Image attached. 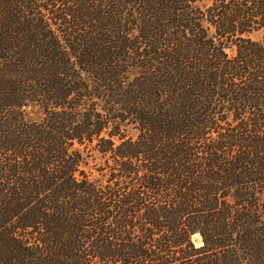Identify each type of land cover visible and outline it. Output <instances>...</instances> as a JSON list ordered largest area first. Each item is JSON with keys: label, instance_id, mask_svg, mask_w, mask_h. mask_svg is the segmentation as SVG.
I'll return each mask as SVG.
<instances>
[{"label": "trees", "instance_id": "obj_1", "mask_svg": "<svg viewBox=\"0 0 264 264\" xmlns=\"http://www.w3.org/2000/svg\"><path fill=\"white\" fill-rule=\"evenodd\" d=\"M0 264H264V0H0Z\"/></svg>", "mask_w": 264, "mask_h": 264}, {"label": "rangeland", "instance_id": "obj_2", "mask_svg": "<svg viewBox=\"0 0 264 264\" xmlns=\"http://www.w3.org/2000/svg\"><path fill=\"white\" fill-rule=\"evenodd\" d=\"M250 37L255 40H262L263 39V33L261 31H254L250 34ZM231 53V52H230ZM129 135H135V130H132L130 128L127 129ZM94 155L92 157H89V164L86 167V170L89 174L90 180H95L99 184H104L105 182V158L101 157L97 152L93 153Z\"/></svg>", "mask_w": 264, "mask_h": 264}]
</instances>
